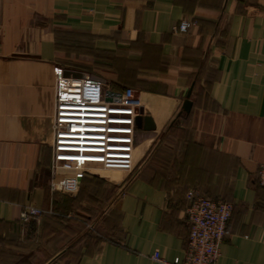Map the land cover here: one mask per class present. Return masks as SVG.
<instances>
[{
  "label": "crops",
  "instance_id": "1",
  "mask_svg": "<svg viewBox=\"0 0 264 264\" xmlns=\"http://www.w3.org/2000/svg\"><path fill=\"white\" fill-rule=\"evenodd\" d=\"M72 59L135 89L155 125L137 124L133 171L88 174L75 194L50 189L55 84ZM260 164L264 0H0V264L172 260L189 190L234 206L217 264H264ZM26 205L44 212L22 225Z\"/></svg>",
  "mask_w": 264,
  "mask_h": 264
},
{
  "label": "built area",
  "instance_id": "2",
  "mask_svg": "<svg viewBox=\"0 0 264 264\" xmlns=\"http://www.w3.org/2000/svg\"><path fill=\"white\" fill-rule=\"evenodd\" d=\"M192 24L185 18L174 30L186 33ZM143 105L135 89L117 90L95 77L61 73L55 84L50 189L77 193L97 165L102 170L133 171L137 118L145 115ZM257 180L264 187V164L259 165ZM186 198L190 232L183 255L169 260L155 251L151 257L158 264H217L234 206L194 190ZM43 212L26 205L22 225Z\"/></svg>",
  "mask_w": 264,
  "mask_h": 264
},
{
  "label": "rangeland",
  "instance_id": "3",
  "mask_svg": "<svg viewBox=\"0 0 264 264\" xmlns=\"http://www.w3.org/2000/svg\"><path fill=\"white\" fill-rule=\"evenodd\" d=\"M71 44L72 45L70 47H69V45L66 46L68 51H70V50L73 51V39H71ZM72 57H73V54H72ZM67 62H69V60H67ZM66 64H67V66H65V67L67 68V72H65V73L68 74V75H70V76H72V77H73V75L74 76H81V77H86V76L95 77L91 73V71H86L85 62L79 64V65L82 66L81 68H79L77 66H74L75 64H73V59L70 60V63H66ZM73 67L78 68V69H81V70H79L81 72L74 71L73 70ZM93 173H97V174L98 173H102V169H101L100 165H97V169L94 170Z\"/></svg>",
  "mask_w": 264,
  "mask_h": 264
},
{
  "label": "water",
  "instance_id": "4",
  "mask_svg": "<svg viewBox=\"0 0 264 264\" xmlns=\"http://www.w3.org/2000/svg\"><path fill=\"white\" fill-rule=\"evenodd\" d=\"M191 108H192V102L189 99H186L183 103V110H185L186 112H190ZM144 113H145L144 116H139L137 118V124L140 125L142 124V121H144L146 129H154L155 125H154L153 118L150 115H147L146 110L143 108V114Z\"/></svg>",
  "mask_w": 264,
  "mask_h": 264
},
{
  "label": "trees",
  "instance_id": "5",
  "mask_svg": "<svg viewBox=\"0 0 264 264\" xmlns=\"http://www.w3.org/2000/svg\"><path fill=\"white\" fill-rule=\"evenodd\" d=\"M127 88H128V87H125V88H122V89H117V88H114V89H117V90H125V89H127ZM86 177H87V176H86ZM86 177H85V178H86ZM85 178H84V179H85Z\"/></svg>",
  "mask_w": 264,
  "mask_h": 264
}]
</instances>
